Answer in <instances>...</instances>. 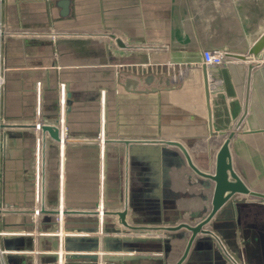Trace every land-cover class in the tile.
<instances>
[{"label":"crops","instance_id":"crops-1","mask_svg":"<svg viewBox=\"0 0 264 264\" xmlns=\"http://www.w3.org/2000/svg\"><path fill=\"white\" fill-rule=\"evenodd\" d=\"M0 30V245L6 264L33 261L39 252L33 232L56 227L51 210L60 201L69 211L62 228L79 235H97L89 233L96 228L101 234L103 227L122 232L116 216L70 212L96 211L101 202L106 210L126 208V220L142 226L177 222L208 207L211 189L196 181L178 148L160 140L182 143L196 165L210 157L212 170L222 137L208 133L202 57L194 51L245 52L264 30V0H0ZM206 70L212 128L228 130L242 110L246 64L230 58ZM37 116L57 125L61 137L41 136L47 212L38 217L30 212ZM240 129L229 144L234 168L264 192V60L252 71ZM236 219L219 228L221 236L217 232L228 254L198 235L183 264H232L229 256L234 264H264V204L244 205ZM141 233L160 237L161 230ZM50 245L43 240L41 248ZM184 245L185 237L168 232L164 246L134 243V254L142 249L159 257L122 262L173 264Z\"/></svg>","mask_w":264,"mask_h":264},{"label":"water","instance_id":"water-1","mask_svg":"<svg viewBox=\"0 0 264 264\" xmlns=\"http://www.w3.org/2000/svg\"><path fill=\"white\" fill-rule=\"evenodd\" d=\"M117 46L124 47L126 46L125 42L115 33L107 32L105 33ZM180 50L194 51L193 48L187 47H177ZM200 54L202 57L203 54L212 52L220 53L225 57L234 58L236 60L242 61L246 64L245 72V82L243 90V103L242 110L232 127L228 130H219L215 131L212 128V111L210 103V91L208 86L207 70L206 65L203 64L202 72L204 78V94H205V104L207 108V125L208 133L212 136L222 137V142L218 147L217 151L214 154L213 159V168L210 170L208 167L211 165V159L209 161L196 165L187 148L176 140H160L165 144L173 145L182 154L183 158L181 159L183 163H186L187 166L196 174V181L203 188L211 189V196L209 199L208 207L203 206L200 210L189 213L188 217L180 218L178 217L177 222L166 223V224H157L154 226H142L138 224H131L126 220V208L120 210H105L102 215L107 216H116L117 223L125 228L130 230L136 229H150V230H161L165 232V237L163 240L159 237H145V236H126V235H104L99 238L97 235H68L65 237V248L69 251L66 255L68 260H97L98 254L96 251L102 249L101 259L109 262H120L128 261L134 258H146V257H159L158 254H149L141 253L146 250L139 249L137 253L134 254V243L152 241V242H162L163 246L168 239V232L181 235L185 237V245L180 256L173 262V264H183L189 254L191 246L194 240L202 235V239L213 242L218 248H222L223 253L228 254L223 248L217 232L222 235V231L219 228L224 226H229L232 219L236 215V220L239 222V215L242 207L245 205H260L264 204V192L258 189L251 188L244 180L239 176L238 172L234 168L232 153L230 151V142L233 137L241 132L240 126L242 125L247 113H248V103H249V94H250V84L252 71L261 62L264 60V30L260 35L248 46L245 52L237 53L231 51H214V50H198L194 51ZM41 130L43 133L47 132L49 136L56 140L60 141V131L57 125L51 124H42ZM255 131V130H249ZM243 132V131H242ZM124 144H128L130 140H122ZM171 155L175 157H180L178 152L170 151ZM2 211V210H1ZM32 212V210H30ZM40 212H47L42 209ZM52 214H56L58 211L51 210ZM69 211L64 210V213ZM71 213H94L99 214V211H81V210H70ZM235 214V215H234ZM102 216V217H103ZM103 226H107V220L104 218L102 221ZM56 224V222H55ZM232 226V225H231ZM41 228L39 227V230ZM95 231V232H94ZM97 228L89 233H96ZM102 232H108L106 228H102ZM119 232V231H118ZM43 240L50 242V248L54 251L58 247V238L55 236H38L36 239L37 247L41 250V244ZM4 245L7 246L8 238L5 239ZM71 242L80 243V246H84L83 243H89L84 247H78L76 245H71ZM220 248V249H221ZM142 250V251H141ZM236 254L238 255L241 250L236 245L235 247ZM140 252V253H138ZM164 253V251L162 250ZM13 254H9L12 259ZM39 257H56L55 252L49 253H39ZM228 257V256H227ZM239 257V256H238ZM232 260L234 264V258L228 257ZM15 260V259H14ZM12 264H23L22 262H14ZM238 264V263H235Z\"/></svg>","mask_w":264,"mask_h":264},{"label":"built area","instance_id":"built-area-1","mask_svg":"<svg viewBox=\"0 0 264 264\" xmlns=\"http://www.w3.org/2000/svg\"><path fill=\"white\" fill-rule=\"evenodd\" d=\"M0 34H1V30H0ZM216 51V50H214ZM0 60H1V54H0ZM230 60V58L223 56L220 53H212V52H208L202 55L201 58V63L205 64V65H213V66H221L225 63H227ZM3 69L0 66V95L2 92V87L4 85V75H3ZM39 116V115H38ZM36 118L33 126L36 132V137H35V142H34V159H35V163H36V170H35V174H34V188H35V200L33 202L32 205V213L38 217V214L42 213L40 212V210L43 207V200H42V191H43V179H42V165H40V160L42 159V149H43V141H42V134H44L41 130V125L45 124L40 117ZM2 120H1V116H0V130L2 128ZM1 133V132H0ZM1 148H2V142H1V137H0V153H1ZM64 204L62 203V201H60L57 205L56 210L58 211L55 215H56V227L53 229H50L48 231H43L42 229L39 230V227H36V231H34L33 233L36 234L38 236H55L58 238V247L56 250H52L51 248H49V250H44L41 248V250L39 249L38 254H36V257L33 258V261L29 264H124L122 261L121 262H109V261H104L101 259V254H102V249H98L96 251V253L98 254V259L95 261H91V260H68L66 259V255L69 253V251L65 248V237L68 235H76V233L74 232H69V231H65L62 228V219L64 216ZM105 206L104 203L101 202L99 207H98V211H99V215H101V217L103 216L102 213L103 211H105ZM0 212H1V206H0ZM38 223V222H36ZM41 228V227H40ZM122 232H102L100 231L101 234H98V232H96L97 236L99 238H101L104 235H126V236H141L143 235L141 233V230L143 229H136V230H130V229H125L122 227ZM121 231V230H120ZM2 231L0 230V237H1ZM79 235V234H77ZM162 240L165 237V232L161 231V233L158 234ZM51 246V245H50ZM49 253V252H55L56 253V257L52 258V257H44L45 260H41L42 257H39V253ZM5 251L4 248L0 245V264H6L5 260L3 259V255H4ZM159 255V254H158ZM48 258V259H47Z\"/></svg>","mask_w":264,"mask_h":264},{"label":"flooded vegetation","instance_id":"flooded-vegetation-1","mask_svg":"<svg viewBox=\"0 0 264 264\" xmlns=\"http://www.w3.org/2000/svg\"><path fill=\"white\" fill-rule=\"evenodd\" d=\"M220 146V145H219ZM251 188H253V187H251ZM254 189H256V188H254Z\"/></svg>","mask_w":264,"mask_h":264},{"label":"rangeland","instance_id":"rangeland-1","mask_svg":"<svg viewBox=\"0 0 264 264\" xmlns=\"http://www.w3.org/2000/svg\"><path fill=\"white\" fill-rule=\"evenodd\" d=\"M149 259V258H148Z\"/></svg>","mask_w":264,"mask_h":264}]
</instances>
